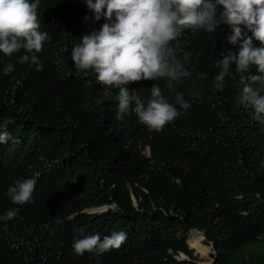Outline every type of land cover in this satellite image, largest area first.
<instances>
[{
  "label": "trees",
  "instance_id": "trees-1",
  "mask_svg": "<svg viewBox=\"0 0 264 264\" xmlns=\"http://www.w3.org/2000/svg\"><path fill=\"white\" fill-rule=\"evenodd\" d=\"M39 4L43 70L6 75L0 62V124L20 141L0 144V216L9 186L38 174L32 202L0 220V264H264V123L236 102L235 80L218 96L202 76L178 83L168 93L190 107L149 134L109 98L97 104L95 74L76 70L67 47L90 22L80 2ZM189 49L218 73L219 41ZM119 231V249L73 252L75 237Z\"/></svg>",
  "mask_w": 264,
  "mask_h": 264
},
{
  "label": "clouds",
  "instance_id": "clouds-1",
  "mask_svg": "<svg viewBox=\"0 0 264 264\" xmlns=\"http://www.w3.org/2000/svg\"><path fill=\"white\" fill-rule=\"evenodd\" d=\"M78 1L90 22L67 49L78 72L95 74L103 92L96 103L109 98L117 120L132 113L149 134L162 132L190 107L181 93L168 90L202 76L218 96L229 76L235 80L236 102L254 109L253 118L264 123V0ZM39 3L0 0V62L6 75L18 68L43 70L40 54L48 33ZM193 40L222 44L218 73L199 59V52L190 51ZM10 139L20 142L10 136L7 124H0V144ZM149 147L142 150L147 154ZM37 179L38 174L9 186L3 209L10 210L0 220H15L32 202ZM126 239L124 231L103 239L99 234L82 235L73 239L72 249L78 256L99 258L119 249Z\"/></svg>",
  "mask_w": 264,
  "mask_h": 264
}]
</instances>
